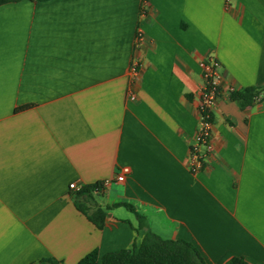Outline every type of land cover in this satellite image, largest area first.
Returning a JSON list of instances; mask_svg holds the SVG:
<instances>
[{
  "label": "crops",
  "instance_id": "crops-1",
  "mask_svg": "<svg viewBox=\"0 0 264 264\" xmlns=\"http://www.w3.org/2000/svg\"><path fill=\"white\" fill-rule=\"evenodd\" d=\"M208 59L220 95L193 173ZM263 86L264 0L0 6V264L132 249L144 235L135 213L206 264H264V99L241 110L229 97ZM105 180L86 204L106 211L98 229L69 185Z\"/></svg>",
  "mask_w": 264,
  "mask_h": 264
},
{
  "label": "trees",
  "instance_id": "trees-1",
  "mask_svg": "<svg viewBox=\"0 0 264 264\" xmlns=\"http://www.w3.org/2000/svg\"><path fill=\"white\" fill-rule=\"evenodd\" d=\"M20 0H0V6L15 3ZM48 1V0H38ZM218 95L220 89L218 88ZM230 99L241 110H246L255 103L264 99V86L262 88H246L242 91H230ZM213 122V115H211ZM202 164L204 159L202 158ZM97 190V186H84L75 193V206L82 212L89 221L98 229H101L106 220V211L101 207L88 214L86 204L92 202V194ZM125 207L131 212L134 209L124 203H117L112 207ZM138 219V228L144 230V235L139 246L127 250H117L107 252L101 256L94 250L82 258L77 264H206L200 252L189 242L184 240H164L151 232L146 219L135 213ZM37 264H60L55 259L42 260ZM224 264H248L240 257H232Z\"/></svg>",
  "mask_w": 264,
  "mask_h": 264
},
{
  "label": "built area",
  "instance_id": "built-area-1",
  "mask_svg": "<svg viewBox=\"0 0 264 264\" xmlns=\"http://www.w3.org/2000/svg\"><path fill=\"white\" fill-rule=\"evenodd\" d=\"M218 64L213 59H208L203 65L202 79L203 84L201 87V94L199 100V113L201 117L200 127L196 133L195 145L192 148L191 155L189 158V168L191 172L198 173L202 170V158L203 155L208 154L212 150V133H211V115L215 109L218 95V84L216 80V68ZM203 149V153H201ZM129 174V169L127 167H121L115 176L114 182L121 183L124 181L125 176ZM113 181L105 180L98 183L97 188L103 190L108 187ZM82 187L75 182L69 185V190L76 193Z\"/></svg>",
  "mask_w": 264,
  "mask_h": 264
}]
</instances>
